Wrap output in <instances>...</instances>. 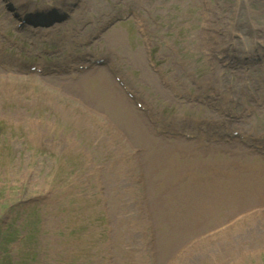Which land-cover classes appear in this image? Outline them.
Here are the masks:
<instances>
[{"label":"rangeland","instance_id":"1","mask_svg":"<svg viewBox=\"0 0 264 264\" xmlns=\"http://www.w3.org/2000/svg\"><path fill=\"white\" fill-rule=\"evenodd\" d=\"M34 7L72 11L65 22L50 27L43 25L52 23L51 15L39 13L26 30L17 28L20 17L35 12ZM122 14L129 17L115 21ZM204 21L209 29L201 27ZM41 29L51 38L33 37ZM106 52L129 86L160 114L177 115L178 122L185 117L199 128L223 123V117L229 118L223 110L254 108L242 127L252 133L264 130V105L257 107L250 96L264 95V64L239 69L219 64L224 55H264V0H0V204L40 195L45 224L39 236L35 231L21 244H5L4 249L16 248L2 255L0 264H264V215L234 225L214 246V241L200 244L198 250L208 253L218 248L211 257L197 254L185 260L191 249L172 256L192 236L264 203V170L258 177L244 170L250 168L245 163L264 169V158L240 144L213 139L166 143L165 137L154 136L144 113L104 65L56 76L20 68L37 62L83 64L91 54ZM27 147L44 162L38 173L25 171L31 166ZM189 171L197 178L226 172L230 188L215 209L199 215L224 186H188L177 206H184L186 197L192 201L190 211L179 216L181 226L163 232L162 209L175 221L165 197L179 185H174L176 176ZM74 174L81 183L72 181ZM51 184L55 188L46 196ZM129 197L131 205L125 200ZM105 202L108 221L100 207ZM35 208L30 215L40 214Z\"/></svg>","mask_w":264,"mask_h":264},{"label":"bare ground","instance_id":"2","mask_svg":"<svg viewBox=\"0 0 264 264\" xmlns=\"http://www.w3.org/2000/svg\"><path fill=\"white\" fill-rule=\"evenodd\" d=\"M86 82V81H85ZM88 83L86 82V84H84V86H83V89L84 90H86L87 88H88ZM139 129L141 130L142 129V127L139 125ZM168 163V162H167ZM167 165V164H166ZM174 165L175 166H177L178 168L179 167H183L182 165H180L179 163H175L174 162ZM256 176V175H255ZM257 177V176H256ZM255 183H259V182H255ZM215 184H217V185H222V186H224V189H223V191H222V193H221V197H223L227 192H228V190H229V185H228V182H227V180H225V179H218L217 181H216V183ZM201 185V184H200ZM244 187L245 186H249V184H247V183H245V185L244 184H242ZM196 187H200V186H196ZM176 195H172V194H170V195H168V197L167 198H165V202L164 203H166V204H168L169 205V214H171V213H175L174 214V216H173V218H175V221L174 222H172V221H169V217H167L166 215H165V213H164V209H162V216H163V218L165 219L164 220V222H165V225L164 226H171V223L172 224H177V223H179L180 222V219H179V217H178V215H180V214H178V212H184L185 210H187L188 208V206L187 205H185L184 204V206H182V207H179V206H177V203H179V195H177L178 196V198L177 197H175ZM178 199V200H177ZM187 199H185V202H189V200L188 201H186ZM196 203V202H195ZM191 204V203H190ZM218 206V203H215L214 205H212L211 206V208H216ZM208 210V208L206 209V211ZM205 211V212H206Z\"/></svg>","mask_w":264,"mask_h":264}]
</instances>
